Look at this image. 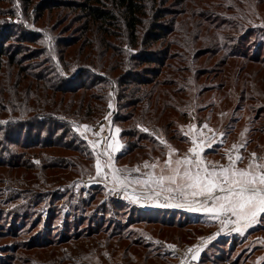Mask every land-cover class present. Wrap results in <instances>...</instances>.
Returning <instances> with one entry per match:
<instances>
[{
    "label": "trees",
    "instance_id": "obj_1",
    "mask_svg": "<svg viewBox=\"0 0 264 264\" xmlns=\"http://www.w3.org/2000/svg\"><path fill=\"white\" fill-rule=\"evenodd\" d=\"M17 1L18 8L13 6ZM244 1L0 0V180L25 188L29 194L22 198L21 206L29 209L38 204L36 199L42 198L45 189H65L69 180L83 171V162L93 164V151L75 131V125L96 122L113 97L115 122L126 135L139 134V140L120 155L125 162L163 160L171 147L184 149L190 140L181 126L191 121H208L203 117L206 112L211 121L216 105L227 100L232 103L229 87L236 88L241 83L242 103L264 102V95L251 84L254 77L264 75V56L250 54L246 49L250 39L255 49L262 46L264 27L244 21L238 9L245 6L233 11L234 3L238 7ZM19 16L21 22L12 23V18ZM31 22L59 32V60L45 55L48 46L42 29L33 28ZM193 32L196 42L213 43V49L199 47L191 52ZM229 43L234 44L230 49ZM220 51L223 56L215 66L217 73L224 75L219 83L205 85L206 67L193 69L189 57L193 54L195 61L206 57L209 62ZM206 97L211 98V103L200 106ZM263 106L256 110L254 103L234 106L225 136L235 139L241 135L245 147L262 148ZM243 111L249 114L246 124L240 113ZM93 192L80 202L87 207L95 203L100 213H107L109 204L111 208L128 206L112 199L100 204L97 197L101 199L102 192ZM52 204L51 201L47 205L49 215L54 211ZM42 208L38 206L37 211ZM127 210L130 222L141 233L166 241L171 240L163 233L177 228L192 243L210 222L195 213L177 222L173 216L167 217L177 209L166 207L138 209L129 205ZM27 215L26 212L16 218L28 219ZM99 218L93 215L88 219L90 225L102 223V216L97 221ZM10 223L11 229L14 223L22 228L20 221L13 219ZM195 226L203 229L196 231ZM256 227L264 232V213L261 223L252 229ZM128 228H132L131 224ZM98 232L86 233L89 247L84 251L83 242L76 241L75 257L80 259L77 264H85L90 251L102 252L105 260L107 254L110 258L122 257L126 264H176L175 253L163 243L153 251L148 242L143 245L138 239L132 240L133 232L123 236H102L104 232ZM238 235L234 233L222 240L230 246ZM105 237L108 240H103ZM32 243L41 242L29 244ZM211 246L213 254L209 250L201 252L202 264H215L217 248H223L218 241Z\"/></svg>",
    "mask_w": 264,
    "mask_h": 264
},
{
    "label": "rangeland",
    "instance_id": "obj_2",
    "mask_svg": "<svg viewBox=\"0 0 264 264\" xmlns=\"http://www.w3.org/2000/svg\"><path fill=\"white\" fill-rule=\"evenodd\" d=\"M218 2L219 0H217V3ZM259 2H261L262 4H260ZM258 3L260 5H258ZM235 4L236 3L233 4V11L239 7L245 6L243 9H238V11L241 12V14L245 17L246 20L244 21H246L247 24H251L255 27H264V0H246L243 2L242 6L238 7L237 5L235 6ZM13 6H16L18 8L19 2H14ZM21 19L22 16H19L12 18L11 21L12 23H20ZM27 22L29 21H26V23ZM29 24L30 26L38 30L42 29L44 42L48 46V51L45 52V55L54 56L57 60H59L58 50L60 49V46L58 43L59 36L57 35L59 32H51L49 28L45 29L39 25H36L34 22H31ZM39 24H41V22ZM16 31L18 32V30ZM21 33L22 30H19L18 34ZM191 35L194 40L196 38V32L191 33ZM200 36H202L201 33ZM194 42L195 43L191 44L190 46L191 52H195L196 49H199V47L210 46L211 49H213V43L206 44L196 42L195 40ZM221 42L223 43L224 41L222 40ZM261 42L262 46H260V48H256V50L255 46H253V44H250V39L247 43V52H249L250 54L260 55L261 57L264 56V33L262 34ZM232 45L234 44L229 43L228 49H230ZM217 50L219 51L218 45ZM192 56L193 54H191L189 58L191 59L190 63L193 69L206 67L205 69L207 71V74L203 76L207 78L205 85H208L209 83H219V81H221V78L224 74L221 75L220 73H217V71L219 70H217L218 68L217 66H215V63L222 58V51H220L216 55V57L212 58L209 62L206 61V57L195 61V59L193 60ZM224 71L226 70L224 69ZM251 84L256 92H260L262 95H264V75L260 77H254L251 81ZM227 87L228 86H226L225 89ZM234 87L235 86L229 87L232 93L229 96L232 100V103H230V100H227L226 102L216 105L213 108L216 114H214V117H210L212 118L211 121L208 117V112H206L203 114V117L208 121H191L187 124H183L181 126L183 133L185 134V131L188 130V128L194 129L193 131H195L194 134L197 140V137H201L200 135L203 134L201 130L203 129V125L210 126L212 127L211 129H214L216 131L221 129L225 130L227 128L226 126L229 122L233 107L238 103L245 106L246 104L251 105L254 103L255 110L258 109L259 105L264 104V102L261 100H258V103L251 101L242 103L239 99L241 83L238 84V87ZM229 97H227L226 99H229ZM210 101H212L211 98L206 97L205 101L202 102L200 106L209 105L211 103ZM115 105V98L113 97V99L109 101V106L104 112V115L96 122L91 123L83 121L75 125V131H77V133L83 140L89 143L88 145L92 149L93 155L95 157L92 165L90 162H83L81 164V166H83V171L80 174L75 175L73 179L69 180V186L65 187V189L60 188L62 186H56V188L54 189L43 190L44 192L42 198L36 199V201H38V204H33V206H31L29 209H26L25 207L21 206L22 198L28 196L29 194L26 192L25 188L23 186H13L12 183L7 184L3 182L4 180H0V264H29V262H27L28 260H30V264H77L80 262V259L75 257V249L78 245V242H83L81 244L85 246L82 249L84 251L86 247H89L87 245L88 243L86 237V235L89 234L86 233L90 232V234H94L95 231H99L98 233H102L101 231H103L104 234L102 233V236L110 235V233H120L123 236L129 234L130 232H133L132 238L130 237L132 240L138 239V241L143 245H145L144 243L148 242V244H150V246L152 247L149 249L156 251L154 249L161 247L160 244L162 243L167 247L168 244H172L180 249L184 248L187 245L197 244L200 239H203L206 236L212 234L213 231L217 228V224L214 225L212 221H210L209 225L204 229L202 226H195V228L197 229L196 231H201L202 229L203 231L202 233L197 234L194 242L192 243L190 242V239H188L189 241H186L183 232L178 233L177 228H173L172 231H168V233L166 234L165 232L163 233L165 237H168L167 240L171 241L163 240L164 238H155L154 235H150L147 232L141 233L140 229L130 222L131 218H128L130 216V213L128 210L126 211V208L129 205L134 206L138 209L166 207L171 208L173 211V209H176V207L172 206L171 204H162V202L157 197L161 195L160 193L169 195L170 192L158 190L155 187H143L148 191L141 192L136 189H130L142 195H147L144 199H139L130 203L125 202L123 199H116L108 196L107 192L110 189H114L118 191V193H123L127 196V187L134 186L133 183L135 181L137 182L141 175H145V173H147L151 169H154L156 172L159 171L165 173L166 168L168 167L165 165V159H144L141 162L135 160V162H125V160L119 158L120 155L124 152V149L128 147V145H133L135 141L137 142L139 140V134L137 132L135 133L134 137L131 135L128 136L125 133L126 131H124L121 126L115 122ZM240 113L242 116L244 115V123H248V120L246 121V118H248L249 114L246 111ZM84 125H88V129H85L83 127ZM117 129H119L118 132L116 131ZM102 133H106L104 144H96V138H98L99 136L103 137L101 136ZM207 139L209 138L207 137ZM251 157L254 156L251 155ZM249 161L253 162L255 161V158H253V160L249 159ZM97 163L100 164L99 171L97 170ZM89 181H95V183L89 186L88 189L86 184H88L87 182ZM93 191H95V193L97 191L102 192L101 199L99 198V195L97 197V201L100 204L105 202L106 200L108 201L112 199L117 201L120 200L122 203L128 206L111 208L109 204L107 213H105V211L100 213L96 210L95 203L92 206L87 207L85 203L80 202L81 198L90 197V195L94 193ZM157 191H159L158 195H153V192L157 193ZM129 194L132 195L131 193ZM51 201L53 203L52 207L54 208V211L50 214L52 215V219L49 218L50 215L47 208V205ZM74 205H76V207ZM38 206L43 207L41 209V212L37 211ZM12 211H14V213H12ZM26 212L29 214L27 215L29 217L28 219H25V216L22 218H16V216L21 217V215H25ZM188 214L192 215L191 213H188L186 211L179 212L177 210L169 213V215L167 214V217L170 218L171 216H173V219L178 222V220H184L190 217L187 216ZM93 215L100 216L99 220L97 221H100L103 218L102 223L100 222V224H98L97 226H91L90 224L92 223L88 219L92 218ZM13 219L18 223L20 221L22 223V228H20L21 226H17L14 223L13 226L15 227L11 229L9 225L11 224L10 222H12ZM232 219L233 221H235L234 216H232ZM47 220H50L51 222L49 223ZM217 223H219V214ZM130 224L132 228L126 229ZM198 228H200V230H198ZM252 228L248 229V231L244 234H239L237 238H234L232 240V245L230 246L226 242H223L222 239H226L229 236L231 237L232 235H234V233L228 236H219L214 238L209 242V244L201 248L200 252L209 250V253L213 254L211 244L214 245L218 241L223 248H217L219 255L215 257L217 258L216 262H214L215 264H264V232L257 229L258 227H256L255 229ZM9 229L11 230L9 231ZM19 229L21 230L19 231ZM11 231H15L17 233L13 234V232ZM152 232L154 233V231ZM40 233L42 234L41 236L45 235L44 240H41V236L37 237ZM76 236L77 239H75ZM178 236H181L182 240L179 239ZM103 240L108 239L107 237H105L103 238ZM31 241L41 243H32L31 245L29 244L31 243ZM168 249L170 250L169 247ZM88 255L89 258H86L85 264H126L124 263L126 261L122 257L110 258L109 254H107V257L105 256V260L102 252L90 251ZM175 255L178 260V255L176 253ZM108 259H111V261ZM199 259L201 260V257Z\"/></svg>",
    "mask_w": 264,
    "mask_h": 264
},
{
    "label": "snow or ice",
    "instance_id": "obj_3",
    "mask_svg": "<svg viewBox=\"0 0 264 264\" xmlns=\"http://www.w3.org/2000/svg\"><path fill=\"white\" fill-rule=\"evenodd\" d=\"M83 127L88 129L89 126L84 125ZM116 131L118 132L119 129ZM144 131L148 130L144 129ZM195 143L196 141L193 140L194 145ZM190 151L196 153V160L193 161L185 156L182 161L185 165H194V169L186 168L181 172L179 167L171 168L169 175H161L155 183L163 189L164 182L168 181L172 187L166 190L170 193L178 192L181 197H202V200L195 199V203L206 212L226 216L230 214L236 217V223L244 221L249 226L257 223L258 213H264V170L258 171L257 168L264 169V166L254 168L250 164L246 169H238L234 167L233 162L228 168H209L204 166L195 147ZM253 156H255L254 153ZM229 160H232L231 156ZM171 163V160L165 161L166 166H170ZM176 164L180 165L181 160H177ZM99 169L100 164L97 163V170ZM178 177L180 178L179 183L177 182ZM153 195H158V193L153 192ZM208 201L213 202L211 206ZM169 247H174V245H169ZM195 258L194 254L193 259Z\"/></svg>",
    "mask_w": 264,
    "mask_h": 264
},
{
    "label": "crops",
    "instance_id": "obj_4",
    "mask_svg": "<svg viewBox=\"0 0 264 264\" xmlns=\"http://www.w3.org/2000/svg\"><path fill=\"white\" fill-rule=\"evenodd\" d=\"M212 127L207 126L204 127L202 130L201 137H197V140L195 138V131L194 129L188 128V130L185 131V134L189 136V144L182 150H179L176 147H171L168 152V156L165 159L166 161L171 160L172 163L170 166L166 168V172H156L154 169L149 170L145 175H141L138 181L134 182V186H128L127 187V193H129L128 189H136L138 191H148L147 189H144L143 187H155L158 190L167 191L166 189L168 187H172L171 184H169L168 181L164 182L163 189L160 185L156 184L155 181L158 180V178L161 175L167 176L170 174L171 168H177L179 167L181 172H183L186 168L194 169V165H185L182 161V158L187 156L193 161L196 160V153H193L190 151L193 147L196 148L197 152L199 153V158L203 161L204 166L209 168H216L219 169L221 167L228 168L230 165L234 162V167L238 169H246L250 164L253 165L254 168L256 166H264V144L262 148L260 149H253V148H247L245 147V141L243 140V137L239 135L235 139H231L230 137H226L224 130H214L211 129ZM193 131V132H192ZM215 133V135H214ZM223 134V135H221ZM207 137L209 139H207ZM193 140L196 141L195 145L193 144ZM210 145V146H206ZM232 147L233 149H229ZM175 150V151H173ZM253 153L255 154L254 157ZM229 156L232 157V160H229ZM237 157H240V159H237ZM255 158V161L250 162L249 159L253 160ZM181 160V164L177 165L176 161ZM144 162V161H143ZM142 162V163H143ZM257 170H264L257 168ZM177 182H180V178H177ZM138 187H136V186ZM144 193V192H143ZM159 193V191H157ZM163 194V193H160ZM222 195V193H218ZM139 199H144L147 195H137ZM138 199V200H139ZM195 199L202 200V197L193 198L191 196L188 197H181L180 201L173 202L174 207H176L177 210L180 211H186L188 213H195L203 215L208 221H212L213 224H217L218 221V214L212 213V212H206L202 209L200 205L195 203ZM213 202L208 201L209 206H211ZM176 204V205H175ZM152 207V206H151ZM156 207V206H155ZM263 213H258L257 215V223L249 226L244 221H240L239 223H236V217L235 221H233V228L234 230L239 228L240 231L235 230L233 233L237 234H244L248 231V229L258 225L261 223V216ZM201 253V252H199ZM199 253H194L196 257L201 256Z\"/></svg>",
    "mask_w": 264,
    "mask_h": 264
},
{
    "label": "built area",
    "instance_id": "obj_5",
    "mask_svg": "<svg viewBox=\"0 0 264 264\" xmlns=\"http://www.w3.org/2000/svg\"><path fill=\"white\" fill-rule=\"evenodd\" d=\"M111 122V121H110ZM103 137H98L95 140L96 144H104V140L106 138V133H102ZM229 149H233L232 147H230ZM87 188L89 186H91L94 182L89 181L87 182ZM89 189V188H88ZM108 196H111L113 198L116 199H123L125 202L130 203L132 201H137L139 198L137 195L132 196L128 193V195H124L123 193H118V191L114 190V189H110L107 192ZM159 198V200L162 202V204H172L173 202H177L181 200V196L179 195L178 192H172L169 195H164L161 194L159 196H157ZM233 219L232 216L229 215H219V223L217 225V228L213 231L212 234L206 236L203 239H200L197 244L194 245H187L184 248L180 249L177 246L174 245V247H169V245L172 244H168V247L170 248V250L174 251L177 255H178V260L176 262V264H202L201 260L199 259V257H196L195 259H193V255L194 253H199L200 249L203 248L204 246H206L207 244H209V242L211 240H213L216 237L219 236H228L230 234H232L234 232L233 229ZM191 249V251H189Z\"/></svg>",
    "mask_w": 264,
    "mask_h": 264
},
{
    "label": "bare ground",
    "instance_id": "obj_6",
    "mask_svg": "<svg viewBox=\"0 0 264 264\" xmlns=\"http://www.w3.org/2000/svg\"><path fill=\"white\" fill-rule=\"evenodd\" d=\"M141 192V191H140ZM129 193H131L133 196H135V195H142V194H140V193H138V192H136V191H132V190H130L129 189Z\"/></svg>",
    "mask_w": 264,
    "mask_h": 264
}]
</instances>
